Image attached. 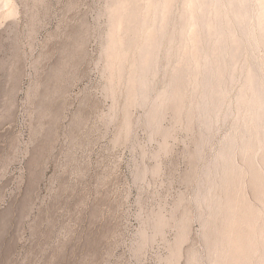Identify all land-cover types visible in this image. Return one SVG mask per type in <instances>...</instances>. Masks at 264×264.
Masks as SVG:
<instances>
[{"label": "rangeland", "instance_id": "rangeland-1", "mask_svg": "<svg viewBox=\"0 0 264 264\" xmlns=\"http://www.w3.org/2000/svg\"><path fill=\"white\" fill-rule=\"evenodd\" d=\"M0 264H264V0H0Z\"/></svg>", "mask_w": 264, "mask_h": 264}, {"label": "bare ground", "instance_id": "bare-ground-1", "mask_svg": "<svg viewBox=\"0 0 264 264\" xmlns=\"http://www.w3.org/2000/svg\"><path fill=\"white\" fill-rule=\"evenodd\" d=\"M194 61V60H193Z\"/></svg>", "mask_w": 264, "mask_h": 264}]
</instances>
